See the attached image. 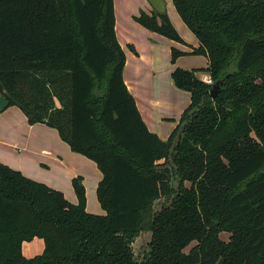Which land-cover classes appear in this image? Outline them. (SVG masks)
<instances>
[{
  "label": "trees",
  "instance_id": "16d2710c",
  "mask_svg": "<svg viewBox=\"0 0 264 264\" xmlns=\"http://www.w3.org/2000/svg\"><path fill=\"white\" fill-rule=\"evenodd\" d=\"M171 1L197 39L188 53L222 82L211 97L174 69L190 102L162 140L123 80L113 0H0V95L96 164L105 211L86 210L79 176L71 203L0 162V264H264V0ZM134 19L184 42L165 12ZM35 237L43 253L26 258Z\"/></svg>",
  "mask_w": 264,
  "mask_h": 264
},
{
  "label": "crops",
  "instance_id": "0c3cea01",
  "mask_svg": "<svg viewBox=\"0 0 264 264\" xmlns=\"http://www.w3.org/2000/svg\"><path fill=\"white\" fill-rule=\"evenodd\" d=\"M163 2L165 7V0ZM113 4L115 34L126 57L123 67V80L133 95L147 128L160 139L166 140L177 124L175 117L190 102L189 92L173 85L174 91L172 89L171 91L176 97L172 100L171 107L164 108V102L154 98L153 95L155 94L152 90L143 89L144 83L139 78L144 71L142 64L148 53L156 49V41H152L156 38L155 34L157 33L140 25L134 16H137L142 10L146 13L156 10L153 9L148 0H113ZM138 37H142L143 41L145 40L143 49L140 48L137 41ZM197 44L196 39V44L192 47H196ZM125 45H133L135 50L129 51ZM190 50V47L187 50L181 49L184 52ZM162 108L165 112H158ZM89 160L82 154L72 151L67 142L60 138L55 128L40 122L29 124L18 107L7 106L0 110V162L18 169L28 178L62 191L64 197L71 203L77 202V197L70 178L79 175L86 177L82 172L85 169L93 172L95 170L96 173L92 174L88 182L93 185L91 187L93 191H96L101 173L98 168L95 169L93 165L95 163ZM65 174L68 175L67 179ZM83 179L82 183L85 182V178ZM86 183H84L85 186Z\"/></svg>",
  "mask_w": 264,
  "mask_h": 264
},
{
  "label": "rangeland",
  "instance_id": "374dc122",
  "mask_svg": "<svg viewBox=\"0 0 264 264\" xmlns=\"http://www.w3.org/2000/svg\"><path fill=\"white\" fill-rule=\"evenodd\" d=\"M165 2H166V6H165L164 12L167 14L172 26L177 31V33L181 36L184 42L175 41L159 33L155 34L156 38H154L152 42L156 41L155 42L156 49H154L153 51H150L148 53V56H146V58L144 59L143 64H142L144 71L142 72V76L139 77L140 81L144 83L145 88L143 87V89H147L150 91L152 90L154 92L153 94H155L153 95L154 98L161 99L162 102H164L163 103L164 108L172 105L173 104L172 100H174V98L176 97L175 94L171 91V89L173 90V87H174L173 86L174 82L171 77V73L174 69L176 68H181V69H186V70L192 69L194 70V74L197 77H199L200 75L204 73H207L206 72V65H207L206 58L203 55L191 54V53H188L189 51H185L186 53L178 56L174 62L171 61L170 46L175 47L178 50H181V49L187 50L189 47L192 48V46L196 44V38L194 34L191 32V30L183 23V21L177 14L172 1L165 0ZM137 41L139 42L140 48L143 49L144 48L143 44H145L143 42L145 40L143 41L142 37H138ZM132 46L133 45H125V47L129 51L132 50ZM188 96L190 98V95ZM158 112L162 113L165 111H163V108H162ZM181 113H179V115L175 117L177 119V123L179 121ZM93 165L95 169H97L96 165L95 164ZM11 168L16 169L14 167H11ZM67 170H68V166H67ZM82 172L86 177H81L80 175L79 177H81L82 182L84 180L83 178H85L84 183L87 182L86 186L83 183L84 189H85V205H86L87 211L93 214H104L105 211L101 208V206L99 205L97 201L96 191H93V188H91L93 187V185H91V183L88 182L90 181L92 174L96 173L95 170L93 172L91 170L85 169ZM67 177L68 175L65 174L66 179ZM74 177H78V176H72L70 178V181ZM219 236L222 239L227 240L228 233L222 232L219 234ZM149 238H150V233L148 231H143L136 237L133 243V249L137 257L138 256L140 257L145 251H147ZM189 247L190 246L186 247L185 250L187 251ZM43 250H44V241L41 238L35 237L31 240L23 241L22 243V254L26 258L33 257L35 255H40L43 253Z\"/></svg>",
  "mask_w": 264,
  "mask_h": 264
},
{
  "label": "water",
  "instance_id": "95a60500",
  "mask_svg": "<svg viewBox=\"0 0 264 264\" xmlns=\"http://www.w3.org/2000/svg\"><path fill=\"white\" fill-rule=\"evenodd\" d=\"M148 1L152 5L153 9H155L157 12L159 13L164 12L165 7L163 0H148ZM221 82L222 80H218L211 86L209 91L211 97H214L218 93ZM5 107H7V100L3 95H0V110H3Z\"/></svg>",
  "mask_w": 264,
  "mask_h": 264
},
{
  "label": "built area",
  "instance_id": "2783aa9c",
  "mask_svg": "<svg viewBox=\"0 0 264 264\" xmlns=\"http://www.w3.org/2000/svg\"><path fill=\"white\" fill-rule=\"evenodd\" d=\"M198 78H199L202 82H204V83H206V84H209V85L213 84V80H212V78H211L210 75L207 74V73H204V74L200 75Z\"/></svg>",
  "mask_w": 264,
  "mask_h": 264
}]
</instances>
